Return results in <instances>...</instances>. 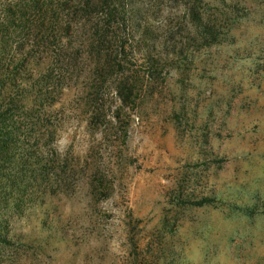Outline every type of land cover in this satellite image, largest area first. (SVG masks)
I'll use <instances>...</instances> for the list:
<instances>
[{
    "label": "rangeland",
    "instance_id": "rangeland-1",
    "mask_svg": "<svg viewBox=\"0 0 264 264\" xmlns=\"http://www.w3.org/2000/svg\"><path fill=\"white\" fill-rule=\"evenodd\" d=\"M29 1L0 0V24L19 10L0 37V107L20 127L34 111L0 167V264H264L261 7L244 0L225 42L155 79L138 57L98 75L87 39L55 31L59 0L21 19ZM21 146L46 165L27 170L22 204Z\"/></svg>",
    "mask_w": 264,
    "mask_h": 264
},
{
    "label": "trees",
    "instance_id": "trees-1",
    "mask_svg": "<svg viewBox=\"0 0 264 264\" xmlns=\"http://www.w3.org/2000/svg\"><path fill=\"white\" fill-rule=\"evenodd\" d=\"M45 2L47 0H30L21 9V19H25L27 7L41 10ZM70 2L72 4L67 7ZM253 2L261 7L259 12L263 14L264 0ZM172 6L177 8L176 13L171 12ZM15 8L4 7L5 20L0 24V37H7L16 23L19 10ZM247 9L244 0H59L53 17L55 31L62 39L71 41L70 45L75 42L74 38L87 39L90 53L96 54L98 75L115 74L116 67L124 69L131 57H138L146 74L157 79L168 66L177 65L180 69L181 64L191 63L196 52L225 42L234 24L247 16ZM64 12L66 14L62 15ZM65 17L69 19L64 23ZM42 23L45 24L44 18ZM135 76L131 79L124 76L118 84L122 103L135 102L138 91V76ZM28 111L34 113L32 109L23 112L21 115L25 117L21 116L20 127L11 111L0 107V167L14 165L19 130L21 128L22 141L26 136L23 122L27 116H33ZM24 149L21 146V204L29 188L27 170L31 171V180H35L37 172L32 166L41 165V175L46 170V165L32 160L31 148ZM196 205L201 206L203 202ZM4 228L7 229L0 222V242L6 244Z\"/></svg>",
    "mask_w": 264,
    "mask_h": 264
}]
</instances>
